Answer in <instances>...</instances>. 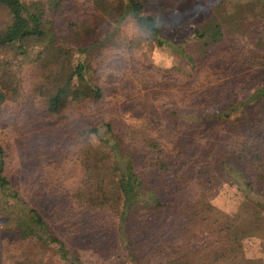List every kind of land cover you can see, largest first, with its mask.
Listing matches in <instances>:
<instances>
[{
  "label": "trees",
  "instance_id": "16d2710c",
  "mask_svg": "<svg viewBox=\"0 0 264 264\" xmlns=\"http://www.w3.org/2000/svg\"><path fill=\"white\" fill-rule=\"evenodd\" d=\"M27 1L0 0L13 15V23L0 36V56H5L0 59V101L17 102L21 119L1 109L0 115L11 125L17 123L15 126L30 120L40 124L41 131L29 136L32 139L26 145L39 163L27 181L19 182L10 170L8 146L0 144V225L18 240L29 242L30 248L51 252L57 264H82L80 248L94 250L102 264H204L203 258L188 256V246L181 243V238L192 231L189 227L198 211L212 207L200 188L184 187L181 171L186 164L210 162L238 190L244 185V197L255 200L264 211V120L235 119L228 128H215L211 140L201 142L176 136L168 127L149 131L147 123L151 121L145 118V112L130 113L139 129L135 127L131 136H122L113 124L104 121L108 110L103 108L105 94L97 81L103 73L105 54L118 49L116 36L122 25L131 23L142 38L124 45L130 49L134 68L141 76L153 80L159 76L163 85L173 74L172 83L164 86L175 84L177 89L191 90V98L187 95L182 105L200 108L219 104L228 94L221 88L214 98L208 92L214 87L208 77L211 75L199 83L198 75L208 70L213 80L217 79L218 71L214 70L219 69L215 68L219 63L211 62L210 57L227 45L234 66L247 74L249 83L255 81L256 74L264 75V0H204L213 9L220 29V40L211 45L205 44V34L197 29L180 42L162 33L157 13L172 8L176 0H92L90 10L74 0ZM63 9L71 14L65 33L52 20ZM99 23L107 29L100 31ZM135 48L141 55L142 50L149 55L164 51L181 60V70L170 60L167 68L153 62L143 67L141 59L134 58ZM74 80L92 86V94L70 87ZM262 101L264 80L240 107L226 114L238 112L249 102ZM134 103L139 108L137 100ZM167 106L166 119L179 120L181 115L175 106ZM154 110L152 106L148 112L155 115ZM44 156L55 165L69 162L78 167L80 179L72 189V200L62 207L71 222L79 225L83 219L92 226L89 243L71 246L25 201L26 188L39 192L41 182H48L47 172L40 167ZM36 160L30 157V161ZM230 163L242 179L239 172L226 173L225 166ZM153 181L167 188V196L160 198L149 189ZM195 200H202V208L194 204ZM81 206L88 208L85 213L89 214L84 217L77 210ZM139 208L143 213L137 215ZM211 227L207 230L215 233L225 253L235 257L243 251L240 228L229 217L223 216Z\"/></svg>",
  "mask_w": 264,
  "mask_h": 264
},
{
  "label": "rangeland",
  "instance_id": "374dc122",
  "mask_svg": "<svg viewBox=\"0 0 264 264\" xmlns=\"http://www.w3.org/2000/svg\"><path fill=\"white\" fill-rule=\"evenodd\" d=\"M43 1L52 3L56 0ZM27 2L32 3L33 0H28ZM74 2L79 7L87 10L93 7L92 0H74ZM157 18L162 33L174 42L189 38L196 29L205 34L204 42L206 45H211L221 38L213 9L204 0H200V2L176 0L172 8L158 12ZM52 20L59 31L65 33L71 21V14L68 9H63L58 11L52 17ZM12 23L13 15L7 7L0 4V36L5 34ZM99 25H101L99 27L100 31L107 29V25L100 23ZM121 28L116 36L120 46L118 49H110L105 54L106 58L103 59L105 62L101 66L103 73L99 75L97 83L103 88L105 94L103 108L108 110L104 121L113 124L115 130L119 134L122 133V136H131L133 130L139 129L131 118L134 113L135 115L146 113L144 115L145 118L151 121L147 123L149 131L160 127H163V129L168 127L176 136L201 142L211 140L216 132L215 128L219 130L228 128L235 119L250 117L256 120H264V101L249 102L239 108L238 112L226 114V111L238 107L248 99L252 91L255 88L257 89L264 80V75L259 73L254 76L255 81L249 83L247 74L243 70L236 68L234 62L230 59L228 45L221 48L217 53L212 54V58L210 57L211 62L217 60L219 63L215 67L219 69L214 70L218 71L217 79L213 80V75L208 70L198 75V83L205 80L207 75H211L208 77L211 80V86L214 87L208 92L212 93L214 98L221 93V88L228 95H225V100L219 104L211 103L207 107L197 108L182 105L184 100L187 99V95L191 98V90L188 92L182 88L177 89L178 85L175 84L169 87L164 86L172 83L173 74H170L166 83L161 85L158 79L159 76L154 80L152 78L146 79L135 70L131 51L129 48H125L124 43L130 40L135 41V39L141 40L142 36L139 35L131 23H125ZM133 53L134 58L141 59L143 67L153 62V64L167 68L170 60L171 65L181 70V60L171 58L164 51H155L149 55L148 51L147 54H144V50H142L141 55L138 49L135 48ZM225 53H227V56L224 58ZM8 54L10 55L11 52ZM2 58L4 59L5 56L1 55L0 59ZM260 76H262L260 79H256ZM90 82L92 86L95 85L94 79ZM70 87H80L88 95L92 94L90 86L83 85L76 80L70 83ZM2 88L3 85L0 82V92L3 91ZM135 100L139 103V108H136ZM167 105L175 106L176 109L174 110H177L178 114L181 115L179 120L170 122L166 119L164 114L168 108ZM152 106L155 108V115L148 112ZM0 109L3 110L2 112H7L15 118L21 119V107L17 102L4 99L0 101ZM115 111H117V114ZM110 113H114V115ZM25 118L29 119V115H25ZM16 124L11 125L6 117L0 115V144L8 146L10 170L16 175L17 181L23 182L27 181V178L31 176L30 173L35 171L34 166L39 163L37 162L39 161L38 158L34 157L35 155L32 154L29 146L26 145L32 139L29 136L37 135L41 128L40 124H35L32 120L25 124L20 123V127L15 126ZM17 127H19L18 130H16ZM7 128L11 130L9 131ZM13 128L15 131H13ZM43 153L46 154V152ZM30 157L37 160L30 161ZM174 158L175 156H173ZM177 161H180V159H177ZM41 162H43V165L40 167H43L44 171L47 172L48 182H41L42 186L39 187V192L26 188L23 192L25 201L43 216L58 237L68 241L71 246L77 247L79 242L80 244L89 243L88 230L92 226L90 227L86 220L83 223V219L79 225L71 222L62 207L63 205L69 206L72 200V189L75 188L76 183L80 179L78 167L76 164L69 162L55 165L51 162L49 156L41 158ZM230 164L225 166L226 173L228 172L230 175L238 173L239 171L234 168L235 165ZM181 174L184 187L187 189L200 188L207 202L212 207L210 210L202 208L204 205L202 200H195L194 204L201 206L202 210L198 211L197 215L192 219L191 228L189 227L192 231L188 230L181 238V243L188 246V256L193 259L199 256L203 258L204 264H264V211L258 208L254 203L255 200H247L244 197L242 191H246V187L242 185L238 190L237 186L221 176L218 167L210 162L186 164ZM230 175L228 177H231ZM239 177H241L240 172ZM57 181L58 187L55 188ZM149 189L160 198L167 196V188L157 181L151 182ZM87 209L84 206L77 208L81 212L80 217L89 214L85 213ZM140 212L143 213L141 208L137 211V215ZM223 216L229 217L231 222L240 228L239 235L242 240L243 251L235 257L225 253L217 243L215 233L211 232V229L207 230L212 225L214 226L221 222ZM137 219L138 222L142 221V218ZM68 234L71 236L68 237ZM137 234L140 235L141 232ZM79 251L82 264H102V262H98L100 259L98 260L94 256L96 254H93L94 250L80 248ZM101 251L103 252V250ZM104 253L107 254L105 250ZM109 256H114L112 250H110ZM0 264L57 263L51 252H41L39 249L30 248L29 242L18 240L0 225Z\"/></svg>",
  "mask_w": 264,
  "mask_h": 264
}]
</instances>
